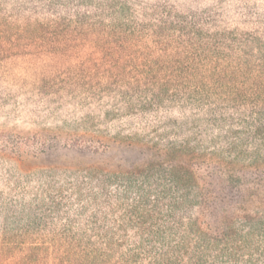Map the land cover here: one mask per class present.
Returning a JSON list of instances; mask_svg holds the SVG:
<instances>
[{"label": "trees", "instance_id": "obj_1", "mask_svg": "<svg viewBox=\"0 0 264 264\" xmlns=\"http://www.w3.org/2000/svg\"><path fill=\"white\" fill-rule=\"evenodd\" d=\"M225 11L222 0H0V59L18 43L8 29L32 28L29 12L46 15L34 24L41 32L106 14L116 21L112 37L150 27L193 45L132 67L138 77L106 113L131 131L118 137L154 150L144 165L0 169V264H264L262 16L249 11L242 28L227 29ZM20 135L0 131V159L47 140ZM65 144L107 146L86 134Z\"/></svg>", "mask_w": 264, "mask_h": 264}, {"label": "rangeland", "instance_id": "obj_2", "mask_svg": "<svg viewBox=\"0 0 264 264\" xmlns=\"http://www.w3.org/2000/svg\"><path fill=\"white\" fill-rule=\"evenodd\" d=\"M178 1L189 4L197 0ZM222 7L226 11L220 18L221 28H242L238 19L250 11L262 16L264 30V0H222ZM144 15L147 17L145 12L138 11L135 16L145 22L148 18ZM26 16L25 22L32 24L31 29L20 36L19 27L6 32L18 43L9 51L5 49L7 58L0 59V110L5 111L0 117V131L28 138L38 134L47 140L24 141L29 147L20 146L21 158L0 159V169L13 173L39 167L63 170L69 166L73 170L79 166H108L120 170L144 165L154 150L142 138L138 141L118 137L121 132L126 135L131 131L126 128L124 131L122 123L108 118L106 113L119 103L120 93L131 82L130 76L138 77L132 67L166 55L175 57L176 52L182 54L193 45H178L159 38L161 31L150 27L136 31L127 40L120 34L112 37V33H118L111 26L116 21L106 14L97 15L90 23L68 28L60 25L44 32L34 26L39 21L45 22L43 12H29ZM119 65L125 66L127 74L118 73ZM86 116L95 117L94 123L77 125ZM78 134H86L88 138L101 135L107 146L94 145L92 148L97 149L91 151L64 149L65 143ZM15 143L16 140L9 141L11 145ZM42 150L44 154H40Z\"/></svg>", "mask_w": 264, "mask_h": 264}]
</instances>
